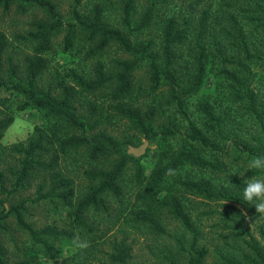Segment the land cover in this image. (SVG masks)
Segmentation results:
<instances>
[{
    "label": "rangeland",
    "instance_id": "374dc122",
    "mask_svg": "<svg viewBox=\"0 0 264 264\" xmlns=\"http://www.w3.org/2000/svg\"><path fill=\"white\" fill-rule=\"evenodd\" d=\"M52 1L57 4L59 12L66 21L73 20L76 0ZM125 2L126 0H81L78 9L82 14H91L95 5L100 4L103 7L104 23L126 31L136 45L150 42L151 51L157 55L158 63L162 67H164L165 26L169 19H176L177 28L187 30L185 43L176 48L182 56L173 66L181 84L180 92L189 85L196 72L195 42L199 19L204 10H209L212 18L234 14L239 26L246 32V39L251 42L253 57L248 60L244 53L239 52L235 60L241 62L243 66L241 68L236 63H223L221 58L210 56L206 76L199 91L190 95L182 94L185 112H182L177 102L173 100L168 81L163 78L161 84L156 86L152 80L149 58L142 59L133 72V89L125 101L140 108L142 112L154 110L153 126L156 132L151 138L145 137L144 133L131 121L118 116L112 107L114 101L110 97L109 87L105 91H96L98 104L105 114L100 128L116 138L119 143L130 141L132 145L138 146L149 140L146 154L141 157L129 154L125 170L119 180L122 197L118 199L111 194H105L104 199L108 208L87 209L85 214L87 226L82 228L75 222L73 208L64 205L60 199L48 198L35 201L41 178H32L13 195L1 192L0 187V244L7 253V261L13 263L34 257L40 264H61L63 260L69 264H117L111 260L115 252L113 246L115 243L124 241L130 248L128 264H172L173 261L186 264L189 255L181 248L179 240L189 247L191 235L170 211L163 210L157 215V219L165 228V232H160L147 223L135 220L131 210L138 207L139 203L137 198L140 189L136 183L139 172L142 176L148 177L161 156L165 162H170L175 155L180 154L185 143L190 144L189 126L192 122L221 146V150L215 151L194 144L193 149H197V152L211 161L216 159L221 161L223 167L217 170L190 164L180 165L176 168L175 174L168 177V184L173 185V189L177 190L175 193L181 197L186 211L198 226L202 234L201 245L209 248L205 264H249L252 253L246 244L249 236L241 224L237 208L245 215L250 234L261 246H264V239L260 232L264 228V217L252 212L247 205L223 198L209 199L195 194L185 188L183 182L189 179L203 180L209 182L216 190L229 192L233 189L229 187L233 178L241 179L244 183L253 175H262L259 172L248 171V161L255 154L242 152L233 143L234 140H238L249 145L254 151L264 153V131L261 122L254 113L251 112V115L248 113V106L245 103L235 100L232 86L237 83L221 75V70L226 66L238 72L246 85L237 86L241 90L243 87L249 88L256 94L255 109L264 118V0H135L131 29L124 22ZM148 11L151 12L150 23L141 28L139 25ZM39 19L46 20L47 14L36 6L22 7L16 1L9 10H5L3 4L0 5V37L5 36L9 46L8 55L13 56L14 64L19 66L20 71L23 69L24 58L32 53L34 41L29 39L28 33L35 29V22ZM217 25L219 27V24ZM222 25L231 26V23L225 21ZM64 34L62 31L57 35L55 54L51 56L53 64H59L58 67L62 72L75 69L79 74L86 76L92 74L99 62L107 71H111L116 69L117 60L137 58L116 43L111 44L104 55L89 58L83 50L86 46L84 42H88L85 35L78 36L77 46L73 52L65 53L59 45V42H63ZM206 42H212V40L207 38ZM54 65L46 70L40 80V83L47 88L56 87L58 83ZM7 80L10 82L11 79L7 78ZM67 81L69 84H76L79 90L82 89L74 79L70 78ZM206 99L215 105L218 114L225 119L219 134L210 128L209 120L199 109L200 104ZM22 100L23 97L12 89L0 88V108L14 116L13 123L3 132L0 139V169L6 173L9 166L14 163L12 157H6L8 147L27 143L37 127L62 125L61 120L47 116L45 111L38 107L32 106L20 110L19 104ZM87 106L85 104L83 110H86ZM98 114L99 112L96 111L95 117ZM167 128L173 129L174 134L165 136L162 132ZM64 130L73 132V129L68 126H64ZM127 151L128 147H124L119 154L109 158L103 157L97 167H112L111 165ZM86 160V155L73 156L66 164H63V169L67 165L73 171L76 167L83 165ZM76 183L75 200L77 201L87 192L89 181L84 177H78ZM13 186V180L8 179L7 187ZM48 189L49 186L46 185L44 191ZM23 199L28 200L26 219L35 228L52 226L73 230L77 237L89 241L90 246L85 250H76L69 246L71 241L69 238H48V242L60 249L61 254L56 259L46 257L42 244H36L18 226L14 216L6 219L3 217L12 204Z\"/></svg>",
    "mask_w": 264,
    "mask_h": 264
},
{
    "label": "trees",
    "instance_id": "16d2710c",
    "mask_svg": "<svg viewBox=\"0 0 264 264\" xmlns=\"http://www.w3.org/2000/svg\"><path fill=\"white\" fill-rule=\"evenodd\" d=\"M25 7L36 6L47 14V19H39L35 22V29L31 30L29 39L32 42V53L24 58L23 69L14 64L12 55H8L9 46L5 36L0 37V88L7 87L23 97L19 104L20 110L29 107H38L45 111L49 117H54L62 121V125L53 124L55 127H37L33 136L27 143H20L8 147L6 157H12L14 163L8 168V173L0 169L1 192L13 195L19 191L28 181L34 177L41 178L38 195L35 201L48 198H58L62 203L73 208L75 222L82 228L87 226L85 214L90 207L108 208L104 199L105 194H111L120 199L123 195L120 186V177L123 174L126 163L130 155L124 152L120 158L108 168L97 167L98 162L103 158L119 154L124 147L131 144L130 141H119L105 130L101 129L104 112L97 100L96 91H105L110 88V97L114 101L113 109L121 118L127 119L142 131L145 137L151 138L155 134L153 126L154 110L142 112L140 108L128 104L125 100L133 89V72L142 59L149 58L152 72V80L155 85L161 84L165 78L170 86L171 96L177 102L179 109L185 112V101L183 95H190L199 91L203 85L209 57L221 58L223 63L238 64L243 68L241 62L236 61L239 52L245 54V58L251 60V42L246 39V32L238 24V19L234 14L227 17L212 15L209 10H204L199 19L194 56L196 72L186 88L181 92V84L173 69L174 64L181 58V53L176 50L178 46L185 43L187 30L177 28L176 19L171 18L167 22L164 30V67L158 63V57L151 51L152 44L148 42L144 45H136L129 34L120 28L110 27L103 21V7L95 5L91 14H82L78 9L81 0H76L73 8V20L66 21L57 8V4L52 0H0L5 10H9L14 2ZM135 0H126L124 4V22L128 28H132V11ZM151 12L148 11L139 27L147 26L150 23ZM213 19V20H212ZM229 22L231 26L222 25V22ZM219 24V27L218 25ZM138 27V28H139ZM64 32L63 42H59L62 51L73 52L77 46V38L85 35L88 42L84 47L85 55L89 58L102 56L108 47L116 43L124 51L137 56L136 59H120L116 62V69L107 71L105 66L99 62L91 75L79 74L75 69L62 72L58 65H54L51 56L55 54V39L58 34ZM210 38L212 42H206ZM239 40V42H237ZM7 56V57H6ZM7 62V66L5 63ZM54 65L58 83L56 87H45L40 80L46 70ZM221 75L226 76L237 85L245 86V81L238 75L237 71L229 68H222ZM240 71V70H238ZM10 78V82L7 80ZM74 79L76 84H69L67 79ZM233 85V84H232ZM236 84L232 86V93L235 100L245 103L248 106V113H254L261 122L264 131V118L255 109L257 99L256 94L249 88L241 90ZM87 104L86 110L84 105ZM200 111L209 120V126L213 131L220 133V128L224 125L225 119L218 114L215 105L209 100H204L200 106ZM99 114L95 117V112ZM88 112V113H87ZM14 116L5 113L0 108V139L3 132L13 123ZM64 126L73 129V132L64 130ZM190 144L185 143L180 154L175 155L170 162H165L163 156L153 169L152 173L146 177L139 172L136 183L140 189L137 200L138 207L131 210L134 219L151 225L155 230L165 232V228L157 219V215L163 210H168L177 218L184 229L191 235L190 245L186 247L179 240L183 250L188 252L189 258L186 264H205L209 254V248L201 245L202 234L192 216L186 211L181 197L175 193L173 185L168 184V169L178 168L180 165L190 164L203 168L220 170L223 164L219 160L211 161L193 149L194 144L215 151L221 150L220 144L207 136L194 123H190ZM165 136L174 134V130L167 128L162 132ZM242 152L253 154H264L254 151L249 145L238 140L233 142ZM87 156L83 165L70 170L63 164L68 162L73 156ZM84 177L88 179L87 192L77 201L76 179ZM13 180V187H7V180ZM229 187H233L229 192L214 189L207 181L184 180L183 185L195 194L205 198H223L231 200L241 205H247L252 212H256L255 205H250L243 201V189L246 186L241 179L233 178ZM46 185L49 189L44 191ZM164 194V195H162ZM27 199L12 204L4 218L14 216L18 226L25 231L36 244H42L43 252L49 259H56L61 254V250L48 242V238L66 237L72 239L77 237L73 230L59 229L57 227L46 226L40 229L26 219ZM3 203V202H1ZM238 217L244 227L245 233L249 236L246 244L250 249L251 257L249 264H264V246L250 234L249 223L245 215L237 208ZM4 226V225H3ZM91 229V228H90ZM264 239V228L260 230ZM115 252L111 256L113 263L128 264L130 248L126 242L114 244ZM0 264H40L36 258L21 259L13 263H8L7 253L0 244ZM61 264H69L63 260ZM172 264H178L175 261Z\"/></svg>",
    "mask_w": 264,
    "mask_h": 264
},
{
    "label": "clouds",
    "instance_id": "9594fccd",
    "mask_svg": "<svg viewBox=\"0 0 264 264\" xmlns=\"http://www.w3.org/2000/svg\"><path fill=\"white\" fill-rule=\"evenodd\" d=\"M247 168L248 171L259 172L262 175H253L244 181L246 186L243 189V201L255 205L257 214L264 217V154L253 155L248 161ZM168 173L175 174V170L168 169ZM239 174L244 176V174ZM69 246L76 250H85L90 246V242L73 237Z\"/></svg>",
    "mask_w": 264,
    "mask_h": 264
},
{
    "label": "water",
    "instance_id": "95a60500",
    "mask_svg": "<svg viewBox=\"0 0 264 264\" xmlns=\"http://www.w3.org/2000/svg\"><path fill=\"white\" fill-rule=\"evenodd\" d=\"M149 147V140H146L142 144L135 146L130 144L128 148V154H132L136 157H141L146 154Z\"/></svg>",
    "mask_w": 264,
    "mask_h": 264
}]
</instances>
